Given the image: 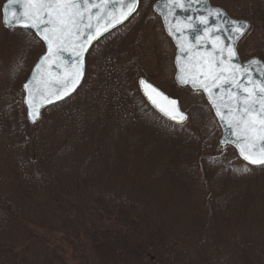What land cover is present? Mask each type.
Wrapping results in <instances>:
<instances>
[{"label": "trees", "instance_id": "1", "mask_svg": "<svg viewBox=\"0 0 264 264\" xmlns=\"http://www.w3.org/2000/svg\"><path fill=\"white\" fill-rule=\"evenodd\" d=\"M4 1L0 0V4ZM241 2L248 7L234 16H241V19L251 24L250 33L242 41L253 40L256 46L253 54L264 62V0ZM0 28L4 27L0 24ZM5 31L18 32L41 44L28 30ZM133 76L130 73L126 77V73L124 75L115 69L110 79L100 78L101 88L94 87V91L98 90L97 99L104 101L109 93L112 112L121 110L124 113L120 114L122 117L128 111L122 108L120 100L129 98L130 104H139L149 112H145L146 116H152L155 123L165 126L169 122L146 104ZM86 84L89 86L88 91L91 90L92 75L87 77L74 97L45 112L46 116L55 115L45 137L51 140L48 137L51 132L60 138L59 142H52L55 146L54 155H41L37 149L35 139L38 134L35 128L41 125L42 119L35 124L28 123L18 94L14 95L10 87L3 88V112L15 114L16 121L14 138L4 142V134H0V158L5 157V154L10 158L8 164L0 167V242L9 233L18 234L25 230L22 233L24 235L26 229L23 221L32 224V218L37 220V210L44 207L51 218V233H60L64 240V258L53 249L52 257L46 264H264V217L259 231H253L251 227V230L235 225L231 227L222 220L224 214L229 213H233L236 219L241 218L240 215H249L253 202L249 200L254 197L249 192L244 196L245 190L240 192L235 186L224 188L222 182L219 183L220 196H215L214 188L211 187V190L209 187V180L188 179L193 188L191 192L200 207L197 213L192 214L200 219V225L192 226L188 225L193 219L191 212L185 209V213L179 200L178 185L185 181L154 179L152 176L158 173L156 166L152 169L134 167L138 176H151L147 179H81L86 171L91 168L94 170L90 162L99 157L97 150L92 152L93 147L89 148L93 160L84 159L80 165H76L72 156V148H75L72 138L89 121L82 113H85L84 103L80 107L75 103ZM131 108L129 112L132 114ZM65 110L73 111V114H64ZM132 115L133 120L128 116L127 121L137 120ZM125 121L122 118L114 119L112 129H121ZM203 123L207 130L204 142L208 147L200 145L198 154L200 159L213 161L215 159L209 153L213 150L212 143L218 135V126L209 117ZM173 126L181 128L180 125ZM10 145L13 149H10ZM1 150L6 152L1 153ZM64 152H67L65 158ZM131 168L129 165L116 166V176L130 175ZM110 176L112 174L107 177ZM237 193L243 196H235ZM166 198L172 202L170 208H179L180 213L172 212L173 216L170 217L165 215L161 206ZM34 224L38 225V222ZM168 235L175 237L170 244ZM33 263L38 261L24 257L18 264Z\"/></svg>", "mask_w": 264, "mask_h": 264}, {"label": "rangeland", "instance_id": "2", "mask_svg": "<svg viewBox=\"0 0 264 264\" xmlns=\"http://www.w3.org/2000/svg\"><path fill=\"white\" fill-rule=\"evenodd\" d=\"M156 1L158 0H139V6L134 16L125 25L114 30L111 36H109L110 34L106 36L105 40L93 47L87 55L85 81L89 75H92L93 85L92 89L88 91L89 86L86 84L85 90L77 96L76 99L79 98V100L75 103L78 107L84 103L85 113H82L84 117L89 118V121L75 135V138H72L75 142V148H72L74 151L72 156L76 165H80L84 159L93 160L94 157L90 155L91 150H89L90 147H93L92 152L97 150L99 157L98 159L94 158V162H90L95 167L94 170L91 168L86 171L81 179H143L144 177L138 176L134 172V167L144 166L152 169L156 166L158 173L152 176L154 179H180V181L182 179L183 182L185 181L184 184L178 185L179 200L183 211L189 210L191 216L193 212L197 213L200 207L197 206V198L191 192L193 188L188 179L209 180L211 183L209 187L211 190V187L214 188L215 196H220V184L223 182L224 188L235 186L240 192L245 190L244 196L249 192L250 196L254 197L249 200V202L253 201L248 211L249 215L245 217L240 215L241 218L236 219L233 213L224 214L223 222L231 227L233 225L248 229L251 227L253 231H259L262 228V217H264V168H251L250 172H241L240 170L245 167V163L238 158L235 150L230 146H219V128L218 135L212 143L213 150L209 153L215 160L200 159V154H198L200 145L208 147L204 142L207 130L203 127V121L209 117L216 125L217 123L200 92L178 87L174 83L173 58L175 49L171 41L165 36L158 17L152 12V4ZM210 2L214 7L222 8L230 17L238 20L243 19L241 16L234 15H239L240 10L248 7L241 0H210ZM27 38L18 32H7L4 28H0V134H4V142L14 138L13 131L16 120L15 114L10 113V111L9 113L3 112V107H5L3 100H1L3 88L10 87L12 93L18 94L22 101L21 86L28 78L37 59L44 52L41 44ZM241 41L237 46L240 60L243 62L252 57H257L253 54L256 49L253 40ZM113 69L124 73V75L126 73V77L130 76V73L134 74L135 80L143 76L168 96L176 99L181 110L188 114V125L187 123L186 125L182 124L179 129L169 122L161 127L157 122L155 123L152 116L145 115L149 112L139 104L137 106L133 105L134 103L130 104L131 99L129 98L119 99L122 108L128 111L125 115L121 110H113L112 112L111 107L113 106L109 100L111 95L108 93L104 101L97 99L98 90L94 91V87L100 89L102 83L100 78L110 79L114 72ZM81 87L72 97L78 93ZM130 108L132 114L137 118L136 121H132L133 115L129 112ZM46 110L41 115V125L35 128L38 134L35 140L39 154L54 155L55 146L52 142H59L60 138L51 132H49L48 137L50 136L53 141L45 137V133L50 127V121L55 119L53 113L46 116ZM23 112L25 117V110ZM121 113H123L122 117L120 116ZM64 114H73V111L65 110ZM128 116L132 120L127 121ZM118 118L126 121L121 129L114 130L112 129L115 124L114 119L117 120ZM42 126L43 128H41ZM65 134L64 131V139L66 138ZM10 149H13L11 145ZM5 152L1 150V153ZM10 154H12L11 150ZM66 155L67 152H64V158ZM9 159L8 154H5V157L1 156L0 167L8 164ZM55 164L59 165L58 163ZM128 165L132 166L130 175L126 173L116 176V166L125 167ZM110 174L112 176L107 177ZM147 178H151V176ZM235 196L243 195L237 193ZM172 200L175 201V197ZM163 201L161 210L165 215L170 217V215L173 216L172 212L174 214L180 213L179 208H170L171 200L166 198ZM185 203H187L186 206ZM47 211V208L44 207L37 210V220L32 218L33 223L30 225L26 220L23 221L26 229L24 235L22 233L25 230H22L21 233H9L2 238L0 242V264H18L24 257H32L33 260L38 261V263L33 264H46L52 257L53 249L64 258L63 237L60 233H51L53 226L50 224L51 218L47 216ZM192 218L188 225L199 226L200 219L195 215ZM37 222L38 225L34 224ZM174 240L175 237L167 236L168 244ZM65 248L67 250V246Z\"/></svg>", "mask_w": 264, "mask_h": 264}, {"label": "snow or ice", "instance_id": "3", "mask_svg": "<svg viewBox=\"0 0 264 264\" xmlns=\"http://www.w3.org/2000/svg\"><path fill=\"white\" fill-rule=\"evenodd\" d=\"M192 2L193 0H174L172 7L188 11L192 7ZM137 3L138 0H121L120 6L125 10L119 18H113L105 30L114 23L127 19L136 10ZM195 3H201V0H195ZM106 7L105 4L96 3L95 0H7L4 6L5 13L0 16L4 26L15 24L25 29H33L35 34L47 44L48 51L41 57L37 68L44 63L52 62L54 58H59L69 48L75 58L69 65L71 71L64 76L63 86L59 89H53L45 95L39 89H34L31 82L23 85L26 93L24 103L27 105V116L32 123H36L40 115L38 96L47 103H53V98L60 100L68 96L79 83L84 75V53L88 50L86 45L91 44L100 35L99 24L95 34L91 31L92 8L99 10L95 14L99 21L102 18L100 13ZM209 17L218 20V23L208 27ZM185 20L189 21L186 27L195 34L193 46L203 47V41L213 45L209 58L204 61L207 68V71L203 72L204 79L193 78L191 81L193 87L199 85L205 92H209L210 102L217 108V115L221 116L222 122H226L232 130L231 134L235 136L232 142L237 145L240 156L247 165L264 166V63L253 58L241 65L235 47L238 40L248 34L250 24L227 18L222 10H207L206 16L199 15L195 18L188 16ZM197 24L204 27L198 28ZM201 31L204 33L203 36L200 35ZM220 32L228 37L230 43L225 45L219 35ZM180 48L182 53L186 51L183 45H180ZM253 70H257V77H254ZM226 72L229 73L228 76L224 75ZM220 81L229 84L233 90L223 89ZM188 82L187 79H182V83ZM140 83L145 88L150 87L144 81ZM210 87H220L228 91L231 103L227 105V115L230 117L227 121L224 120L216 100L212 99L214 94L210 92ZM168 114L172 119L181 122L185 119L179 111ZM247 165L240 171L250 172L252 169Z\"/></svg>", "mask_w": 264, "mask_h": 264}, {"label": "water", "instance_id": "4", "mask_svg": "<svg viewBox=\"0 0 264 264\" xmlns=\"http://www.w3.org/2000/svg\"><path fill=\"white\" fill-rule=\"evenodd\" d=\"M95 2L105 4L107 7L103 12L100 13V17L102 18L99 19V21L95 15L99 10L96 8H92L93 19L91 20V23L93 25V28L91 31L93 32V34H95V32L97 31V24H99L100 35L96 39H94L91 42V44L86 45L88 50L84 53L85 68H86V57L89 51L92 49V47L104 36L108 35L109 33L113 32L114 30L126 24L130 20V18L135 14L139 5V0H138L136 10L127 19L122 20V22L120 23H114L113 26L107 27V30H105V27L112 21V19L119 18L121 13L125 9H123L120 6L121 0H95ZM173 3L174 0H160L153 4L152 10L157 16H159L165 34L171 40L175 48V55H174L175 73L173 77L174 82L179 87H187L190 90L195 92H200L203 95L220 130V139L218 141L219 146L232 147L235 150L238 158L247 165V162L244 161L240 156L237 145L232 142L235 140V136L231 134L232 130L227 126L226 122H222L221 116L217 115V108L214 107L213 104L210 102L209 92H205L202 87H199V85H197V87H193V84L191 82L193 78H199L200 80L204 79L203 72L207 71L204 61L209 58V53H211L213 45L210 42L203 41L202 42L204 45L203 47H201L200 45L193 46L194 44L193 36L195 34L186 27V24L189 21H186L185 17L192 16L193 18H195L199 15L206 16L207 10H221V9L211 7L208 0H201V3H195V0H193L192 7L188 11H182L180 9L173 8L172 7ZM6 4H7V0L4 1V3L1 6V10H0L1 16L5 13L4 6ZM226 16L227 18H230L227 14ZM236 21L243 22L244 20H236ZM216 23H218V20H214L213 18L209 17L208 27H212ZM1 24L5 29L28 30L32 32L35 35V37L38 39V41L41 42L43 45L44 48L43 54L37 59V61L32 67V70L28 78L21 86L23 93L22 105L25 110L26 120L30 124H35L32 123L27 116V105L24 103V97L26 93L23 89V85L25 83L31 82L34 89H39L40 92L44 93L45 95H47L53 89H59L60 87L63 86L64 76L71 71L69 65L73 63L75 58L71 54V48H69L68 50L64 51L59 58H54L52 62L44 63L40 68H37V64L40 62L41 57H43L48 51L47 44L42 39H40L38 35L35 34V31L33 29L30 28L25 29L22 27H18L15 24L6 27L2 23V20H1ZM196 26L198 28L204 27L203 25H199V24H197ZM84 31H88V30L84 29ZM200 35L203 36L204 33L201 31ZM219 35L221 36V39L224 41L225 45L230 43L228 37H226L223 32H220ZM241 39H239L235 45L236 51H237V45ZM180 45H183V47L186 49V51H184L183 53L181 52ZM253 58L241 62L238 56V61L241 65H244ZM235 62L236 61H233V63ZM261 62L264 63L262 60ZM224 75L228 76L229 73L226 72L224 73ZM253 75L254 77L258 76L257 70H253ZM33 77H35V80H33ZM84 78H85V69H84V75L80 78L79 83L75 85V89L71 91L68 96H64L60 100H55V98H53L54 101L53 103H47L38 96L37 104L39 107L40 115L36 123L41 119L42 112L45 109L59 105L70 99L76 93V91L81 87V85L84 82ZM182 79H187L189 82L182 83ZM141 81L146 82L148 85H150V87L145 88L140 83ZM219 83L223 86V89L233 90L231 89L230 85L224 83V81H220ZM137 85L139 92L143 97V99L145 100V102L163 119L176 125H182L187 122L188 116L185 112L181 110L177 100L172 99L171 97H169L167 94L156 88L154 85H152L144 78H139ZM152 89H155V91H153ZM210 92L214 94L212 96V99L216 100L217 106L220 108L221 114L224 116V120L227 121L228 119H230V117L227 115V105L231 103L230 99L228 98V91L222 90V88L220 87H210ZM177 111H179L185 116V119L182 122L179 120L172 119V117L168 114V113L174 114ZM248 166L253 169L264 168V166H253V165H248Z\"/></svg>", "mask_w": 264, "mask_h": 264}, {"label": "flooded vegetation", "instance_id": "5", "mask_svg": "<svg viewBox=\"0 0 264 264\" xmlns=\"http://www.w3.org/2000/svg\"><path fill=\"white\" fill-rule=\"evenodd\" d=\"M209 4H210V6L211 7H214L212 4H211V2H210V0H209ZM139 6V5H138ZM152 6H153V4H152ZM215 8H220V7H215ZM151 9H152V7H151ZM220 9H222V8H220ZM223 10V9H222ZM224 11V10H223ZM152 12H153V10H152ZM134 16V15H133ZM156 17H158V19H159V21H160V23H161V20H160V18H159V16H157L156 15ZM161 26H162V23H161ZM162 30H163V27H162ZM114 32V31H113ZM163 32H164V30H163ZM112 33V32H111ZM110 33V34H111ZM164 34H165V32H164ZM109 35V34H108ZM108 35H106V36H108ZM106 36H104L102 39H100L93 47H96L99 43H101L103 40H105V37ZM111 36V35H110ZM165 36L168 38V36L165 34ZM169 39V38H168ZM170 40V39H169ZM172 43V42H171ZM173 45V44H172ZM175 49V48H174ZM86 61H87V59H86ZM173 67H174V58H173ZM140 77H138L137 78V80H136V84H137V81H138V79H139ZM142 78H144L145 80H147L145 77H143L142 76ZM148 81V80H147ZM149 82V81H148ZM151 83V82H150ZM154 85V84H153Z\"/></svg>", "mask_w": 264, "mask_h": 264}]
</instances>
